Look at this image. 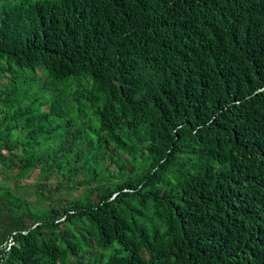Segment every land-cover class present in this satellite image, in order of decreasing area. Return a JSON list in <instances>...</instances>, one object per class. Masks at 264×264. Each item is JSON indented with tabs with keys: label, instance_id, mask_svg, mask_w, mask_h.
<instances>
[{
	"label": "trees",
	"instance_id": "1",
	"mask_svg": "<svg viewBox=\"0 0 264 264\" xmlns=\"http://www.w3.org/2000/svg\"><path fill=\"white\" fill-rule=\"evenodd\" d=\"M0 264H264V0H0Z\"/></svg>",
	"mask_w": 264,
	"mask_h": 264
},
{
	"label": "rangeland",
	"instance_id": "2",
	"mask_svg": "<svg viewBox=\"0 0 264 264\" xmlns=\"http://www.w3.org/2000/svg\"><path fill=\"white\" fill-rule=\"evenodd\" d=\"M37 175H38V171H36V172L34 173L33 177L29 178V181H30V182H33V181L35 180V178L37 177Z\"/></svg>",
	"mask_w": 264,
	"mask_h": 264
}]
</instances>
